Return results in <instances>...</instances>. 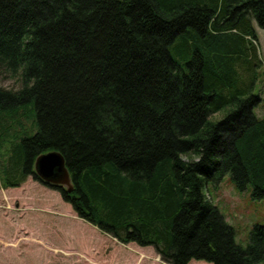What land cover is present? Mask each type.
Returning <instances> with one entry per match:
<instances>
[{
  "label": "trees",
  "instance_id": "16d2710c",
  "mask_svg": "<svg viewBox=\"0 0 264 264\" xmlns=\"http://www.w3.org/2000/svg\"><path fill=\"white\" fill-rule=\"evenodd\" d=\"M253 22L264 0H0V187L31 176L165 264L261 263L264 226L242 248L205 192L229 174L264 199ZM51 151L71 191L34 173Z\"/></svg>",
  "mask_w": 264,
  "mask_h": 264
},
{
  "label": "rangeland",
  "instance_id": "374dc122",
  "mask_svg": "<svg viewBox=\"0 0 264 264\" xmlns=\"http://www.w3.org/2000/svg\"><path fill=\"white\" fill-rule=\"evenodd\" d=\"M253 26L258 38V58L251 93L260 99L253 112L261 118L264 116V30L255 22ZM0 88L17 90L20 81L0 74ZM25 126L28 130L31 122ZM205 192L233 228L236 244L247 248L254 226H264V199H254L251 186L239 191L229 174L218 185L209 183ZM141 248L132 243L123 244L81 220L57 191L31 176L20 187H0V264H165L153 247L148 248L153 254L150 260L136 254L135 250ZM189 264L209 263L193 260Z\"/></svg>",
  "mask_w": 264,
  "mask_h": 264
},
{
  "label": "water",
  "instance_id": "95a60500",
  "mask_svg": "<svg viewBox=\"0 0 264 264\" xmlns=\"http://www.w3.org/2000/svg\"><path fill=\"white\" fill-rule=\"evenodd\" d=\"M34 173L40 181L58 185L71 191V181L63 156L57 151L39 155L33 164Z\"/></svg>",
  "mask_w": 264,
  "mask_h": 264
},
{
  "label": "crops",
  "instance_id": "0c3cea01",
  "mask_svg": "<svg viewBox=\"0 0 264 264\" xmlns=\"http://www.w3.org/2000/svg\"><path fill=\"white\" fill-rule=\"evenodd\" d=\"M131 244V243H130ZM133 244V243H132ZM139 247V246H138ZM148 248H151V246H147V247H142L141 249L135 250V253H139V255H142L146 258H149V260L151 258H153V254L149 251ZM135 258V257H134Z\"/></svg>",
  "mask_w": 264,
  "mask_h": 264
}]
</instances>
